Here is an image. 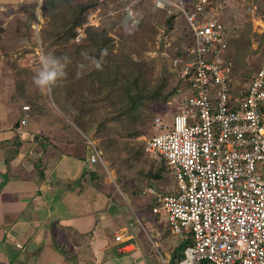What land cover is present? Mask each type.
I'll return each mask as SVG.
<instances>
[{
  "label": "rangeland",
  "instance_id": "rangeland-1",
  "mask_svg": "<svg viewBox=\"0 0 264 264\" xmlns=\"http://www.w3.org/2000/svg\"><path fill=\"white\" fill-rule=\"evenodd\" d=\"M32 1L31 5L22 9L18 17L20 20L16 22V25L20 23V27L29 23L26 31L21 30L20 38L10 36L5 28L0 35V72L6 86L5 106L11 104L18 110L20 105V115H29L31 127L36 126L39 120L32 116L31 111L34 115L50 118L62 111L63 122L69 115L75 116L84 132H92L93 135L86 136L90 138L92 148L95 147L101 154L99 164L104 173L99 175L100 191L110 195L112 203H117L125 211L128 204L134 201L129 195L135 198L136 191L142 190V194L145 188L152 186L160 193V190L172 192L175 184L169 170L165 169L161 180L146 178V174L157 170L161 160L149 156L144 146L146 141L161 131L156 126L157 119L163 123L171 122L181 101L178 96H182L186 90L178 72L179 64H175L177 51L181 48L178 42L181 35L179 26H183V21L178 19L176 26L174 17H170L166 10L148 2H142L137 5L138 8L131 5L135 15L128 21L126 17H129L130 10L124 0H93L98 2L97 9L90 11L87 21L72 31L68 24L71 21L68 13L63 16L66 24L62 23L63 19L59 21L61 27L56 26L51 9L47 10L44 6L46 0ZM68 1L67 5H71L74 0ZM90 1L78 0L75 5ZM226 6V24L231 28L230 35L233 34L229 47L236 62V86H245L264 67V0H228ZM138 15L143 16L140 29L134 34L123 33L121 25L127 28ZM88 32L102 40L103 34L104 42L107 41L106 48L100 50L97 47L95 50L100 55L95 59L87 54L94 52V49L90 45H82ZM101 39L99 44L102 43ZM42 52L68 58L65 77L47 93H41L32 80ZM85 59L89 63L84 62ZM95 62L105 64L104 67L96 66V75L90 77ZM128 92L129 96L140 93L142 99L139 96L135 105L137 108L127 115H132L128 120L116 122V114L128 113L130 103L125 102ZM157 92L162 97L149 98ZM27 102L34 104L33 109L32 104ZM25 106L30 107V113L23 112ZM24 119L17 126L18 130L27 124H22ZM10 122H16V115ZM84 141H87L86 138ZM136 198L140 200L139 196ZM140 215L145 216L143 213ZM120 220L117 218L118 223ZM142 223L147 229V233L143 230L144 236L152 243L158 233H161V237L166 233L169 235L165 240L163 236L160 245L165 259L166 254L171 258L172 251L186 240L173 236L160 218L158 222H151L153 230ZM187 240H191L189 236Z\"/></svg>",
  "mask_w": 264,
  "mask_h": 264
},
{
  "label": "built area",
  "instance_id": "built-area-1",
  "mask_svg": "<svg viewBox=\"0 0 264 264\" xmlns=\"http://www.w3.org/2000/svg\"><path fill=\"white\" fill-rule=\"evenodd\" d=\"M124 1L128 21L131 5L142 2L166 10L176 26L183 21L175 64L186 90L171 122L157 119L161 131L144 146L165 160L175 189L142 192L173 236L190 237L179 264H264V67L236 86L228 0ZM141 18L127 32L134 34ZM24 118L23 125L29 115ZM93 150L91 164L102 160ZM126 232L115 236L122 253L135 250Z\"/></svg>",
  "mask_w": 264,
  "mask_h": 264
},
{
  "label": "crops",
  "instance_id": "crops-1",
  "mask_svg": "<svg viewBox=\"0 0 264 264\" xmlns=\"http://www.w3.org/2000/svg\"><path fill=\"white\" fill-rule=\"evenodd\" d=\"M31 1L0 0V35L5 28L20 38L16 22ZM0 75V264H172L170 255L163 257L161 233L153 243L147 239L153 247L147 251L142 239L146 218L139 207L132 202L126 211L118 207L85 176L99 162H90L94 150L84 130L70 117L64 128L62 111L51 118L31 111L39 118L36 126L28 120L18 130L22 108L18 112L11 104L5 106ZM39 158L43 163L35 169ZM144 223L153 230L150 221ZM123 232L132 237L128 244L135 250L130 253H122L115 240Z\"/></svg>",
  "mask_w": 264,
  "mask_h": 264
},
{
  "label": "trees",
  "instance_id": "trees-1",
  "mask_svg": "<svg viewBox=\"0 0 264 264\" xmlns=\"http://www.w3.org/2000/svg\"><path fill=\"white\" fill-rule=\"evenodd\" d=\"M77 1L78 0H74L73 2L71 1V5H67L68 2H70L68 0H46V1H44V6L46 7L47 10L51 9V11L53 13L52 16L54 17V21H55V25L56 26H60L61 27L62 23H65L66 24L65 19L63 18V16L68 13V19L69 18L71 19V21L68 24L71 25V30L73 31V29L76 26H79V25L82 26L87 21V16L89 15V12L90 11L96 10L97 7H98V2L97 1H93L92 0L89 3H87V4L75 5L77 3ZM63 19H64V21L62 23H59V21L60 20H63ZM142 19H143V16L138 21L137 25L134 27V33H136L140 29ZM125 21L127 22V20H125ZM28 26H29V23H28V25H25L23 27L21 26L20 28H21V30H25L26 31L28 29ZM121 29H122L123 33H127L128 26L126 28V26L121 25ZM60 30H61V28H60ZM60 30H59V32H60ZM67 31H69V30H67ZM67 31L65 32L66 33V36H67ZM231 33H232V31H231ZM95 36L96 35L93 34L92 32H88V37L86 38L85 41H83V44H82L84 46H89L90 45V47H92L94 49V52L87 53L89 55L94 56L93 59H95L98 56H100L98 54V51H97V53H95V50L97 49V47H98V49L102 50V48H104V47L106 48V46H107V41L105 40V42H104V37L105 36L103 34H102L103 40L101 38H96ZM60 37L65 38V36H60ZM100 39L102 40V43L101 44H99ZM178 42L180 43V41H178ZM180 45H182V44L180 43ZM84 46H79V48H82V47L84 48ZM231 57H232V60H233L234 66H235V72H236V62H235V59H234V57H233L232 54H231ZM85 61H86V63H89L88 60L85 59L84 62ZM104 64H105L104 62H102V64H100V62H99V64L97 62H95L94 68L96 66L104 67ZM96 73H97V70L95 68L92 71V74L90 75V77H93L94 74L96 75ZM119 77L121 78V76H119ZM128 96H129V92L127 94V98L125 99V102L128 101L130 103V105L128 106V111H127L128 113L124 112V113L121 114V112H119V114L118 115L116 114V116L114 117V121L120 122L123 119H127L128 120V117L129 116H132V115H129V116H127V115L129 113L132 114V112H134V109L137 108V106H135V105H136L137 99H139V96L142 99V96H141L140 93H138V94L136 93L135 95L131 94L129 97ZM157 96H161V94L159 92L152 93L149 98L150 99L151 98L153 99V98H157ZM122 97H123V95L121 93V98ZM167 98L168 97H166V99ZM123 100H124V98H123ZM31 104H32L31 105L32 106L31 108L33 109L34 104L33 103H31ZM69 117L71 118V121L74 124H76L79 128L83 129L81 127V125L77 123V120H76L75 116L73 118L72 116L69 115ZM62 124H63L62 126L65 128L66 123L62 122ZM85 133L88 136L93 135L91 131H86L85 130ZM42 163L43 162H42L41 158H39L38 160H36V162H35V166H36L35 169L36 168H40V166L42 165ZM165 169L166 170H169L168 167L166 166L165 160H161V164L157 168V170L156 171L149 172L148 174H146V178H150V179L152 178L154 180H161L163 178L162 173H165ZM103 173L104 172L102 170V166L100 164H98V165H96V168L94 170H92V171H86L85 176H88L91 179V181L95 184V186H97L99 189H101V187L99 186L100 183H99L98 180H99V175H101ZM168 173L171 174L170 171H168ZM153 186L157 187L156 185H153ZM174 188H175V185H174ZM123 190H125V189H123ZM141 191L140 192H137V191L135 192V194H134L135 195V198H134L133 195H129V196L133 197V200H134L133 203H134V205L139 207V210L138 211L141 212V213H143V214H145L144 217L146 218V221H144V222H149V221L150 222H152V221L158 222L159 216L154 215L152 213V209L149 206V202L150 201H149V199L146 196H142ZM160 191L162 193H168V192L163 191V190H160ZM137 196H139V199H140L139 201H137L138 200V198H136ZM166 234H163L164 240L167 237H169V235H166ZM163 236H162V238H163ZM142 239H144L143 242H145V246L148 248L147 251L150 250L151 248H153L151 242L149 240H147L145 238V236L144 237L142 236ZM162 241H163V239H162ZM191 243H192L191 240H186L185 242H183L182 244H180L179 246H177L172 251V257H171V263L172 264H179L180 263V261L183 258L184 250L186 249L187 246L191 245ZM152 252L155 253L154 251H152ZM203 264H209V263L204 262Z\"/></svg>",
  "mask_w": 264,
  "mask_h": 264
},
{
  "label": "clouds",
  "instance_id": "clouds-1",
  "mask_svg": "<svg viewBox=\"0 0 264 264\" xmlns=\"http://www.w3.org/2000/svg\"><path fill=\"white\" fill-rule=\"evenodd\" d=\"M67 62L66 56L42 52L39 57V67L32 78L33 84L41 93L50 92L56 83L65 77Z\"/></svg>",
  "mask_w": 264,
  "mask_h": 264
}]
</instances>
